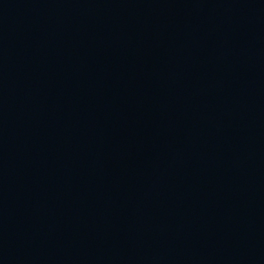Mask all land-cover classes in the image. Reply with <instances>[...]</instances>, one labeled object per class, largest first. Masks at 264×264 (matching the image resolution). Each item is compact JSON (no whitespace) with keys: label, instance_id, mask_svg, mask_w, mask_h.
<instances>
[{"label":"water","instance_id":"obj_1","mask_svg":"<svg viewBox=\"0 0 264 264\" xmlns=\"http://www.w3.org/2000/svg\"><path fill=\"white\" fill-rule=\"evenodd\" d=\"M0 264H264V0H0Z\"/></svg>","mask_w":264,"mask_h":264}]
</instances>
